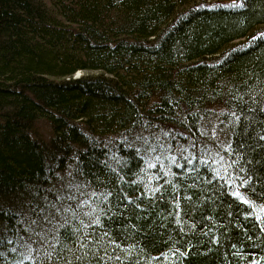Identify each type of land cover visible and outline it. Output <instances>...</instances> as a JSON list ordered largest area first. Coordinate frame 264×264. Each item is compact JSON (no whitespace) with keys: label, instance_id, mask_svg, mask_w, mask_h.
Wrapping results in <instances>:
<instances>
[{"label":"trees","instance_id":"16d2710c","mask_svg":"<svg viewBox=\"0 0 264 264\" xmlns=\"http://www.w3.org/2000/svg\"><path fill=\"white\" fill-rule=\"evenodd\" d=\"M0 264H264V0H0Z\"/></svg>","mask_w":264,"mask_h":264},{"label":"bare ground","instance_id":"6f19581e","mask_svg":"<svg viewBox=\"0 0 264 264\" xmlns=\"http://www.w3.org/2000/svg\"><path fill=\"white\" fill-rule=\"evenodd\" d=\"M80 74H81V71L80 72H78V73H76V75H79L80 76ZM65 176H63L62 178H64ZM62 183V182H61ZM25 225H32V227L30 228V231L31 230H33L34 231V229L36 228V227H40V224H41V222H42V219L40 218V219H38V220H36V219H32L31 221L29 220V219H26L25 221ZM43 230H39V232H42ZM37 233L38 235H40V233Z\"/></svg>","mask_w":264,"mask_h":264},{"label":"rangeland","instance_id":"374dc122","mask_svg":"<svg viewBox=\"0 0 264 264\" xmlns=\"http://www.w3.org/2000/svg\"><path fill=\"white\" fill-rule=\"evenodd\" d=\"M219 1H229V0H219ZM76 76H79V75H76ZM37 129L43 133L44 135H49L50 134V128L49 126L47 125V123L43 122V121H39V123L37 124Z\"/></svg>","mask_w":264,"mask_h":264}]
</instances>
